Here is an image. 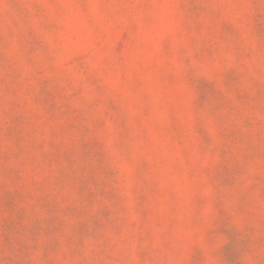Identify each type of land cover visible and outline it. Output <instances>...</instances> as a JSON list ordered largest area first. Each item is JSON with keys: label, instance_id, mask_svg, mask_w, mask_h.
I'll use <instances>...</instances> for the list:
<instances>
[{"label": "rangeland", "instance_id": "obj_1", "mask_svg": "<svg viewBox=\"0 0 264 264\" xmlns=\"http://www.w3.org/2000/svg\"><path fill=\"white\" fill-rule=\"evenodd\" d=\"M0 264H264V0H0Z\"/></svg>", "mask_w": 264, "mask_h": 264}]
</instances>
